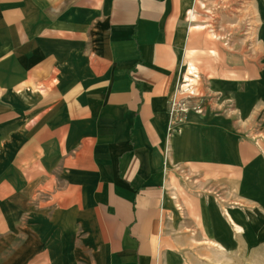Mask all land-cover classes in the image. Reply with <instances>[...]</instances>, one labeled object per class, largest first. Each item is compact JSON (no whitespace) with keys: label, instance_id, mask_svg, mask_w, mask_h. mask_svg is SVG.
<instances>
[{"label":"crops","instance_id":"crops-1","mask_svg":"<svg viewBox=\"0 0 264 264\" xmlns=\"http://www.w3.org/2000/svg\"><path fill=\"white\" fill-rule=\"evenodd\" d=\"M243 1L251 57L195 0H0V264H264V0ZM190 65L201 111L168 134Z\"/></svg>","mask_w":264,"mask_h":264},{"label":"rangeland","instance_id":"rangeland-1","mask_svg":"<svg viewBox=\"0 0 264 264\" xmlns=\"http://www.w3.org/2000/svg\"><path fill=\"white\" fill-rule=\"evenodd\" d=\"M243 0H195L193 7L188 11V19L195 24L203 25L211 30L214 40L219 42L218 36L230 33L232 40L227 41L226 49L232 53H243L248 57L253 56L250 33L252 25H245L244 21L248 14L247 5ZM246 26V27H245ZM243 31V36L239 34ZM246 35L249 39L243 40ZM223 46V42L220 41ZM251 47V48H250ZM255 48V47H254ZM236 54V55H238ZM242 57L241 55H239ZM182 68L180 79L186 76L193 85L199 84V80L193 75L197 72L192 65ZM195 72V73H194ZM192 254L186 259L187 264H262L258 263V256L253 251L245 252L240 249L225 251L222 249L208 248L191 251ZM264 255V252L261 253ZM261 261V259H260ZM259 261V262H260Z\"/></svg>","mask_w":264,"mask_h":264},{"label":"built area","instance_id":"built-area-1","mask_svg":"<svg viewBox=\"0 0 264 264\" xmlns=\"http://www.w3.org/2000/svg\"><path fill=\"white\" fill-rule=\"evenodd\" d=\"M189 75L197 77V74L189 73ZM203 100V95L195 91V86L186 76H182L177 82L169 102L168 134H171L176 126L186 120L189 111H201Z\"/></svg>","mask_w":264,"mask_h":264}]
</instances>
